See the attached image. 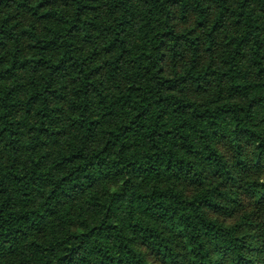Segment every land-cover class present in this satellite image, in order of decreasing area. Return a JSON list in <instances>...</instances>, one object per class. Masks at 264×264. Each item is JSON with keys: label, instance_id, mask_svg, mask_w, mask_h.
Segmentation results:
<instances>
[{"label": "trees", "instance_id": "16d2710c", "mask_svg": "<svg viewBox=\"0 0 264 264\" xmlns=\"http://www.w3.org/2000/svg\"><path fill=\"white\" fill-rule=\"evenodd\" d=\"M0 264H264V0H0Z\"/></svg>", "mask_w": 264, "mask_h": 264}]
</instances>
